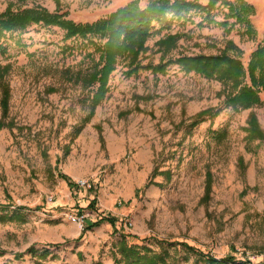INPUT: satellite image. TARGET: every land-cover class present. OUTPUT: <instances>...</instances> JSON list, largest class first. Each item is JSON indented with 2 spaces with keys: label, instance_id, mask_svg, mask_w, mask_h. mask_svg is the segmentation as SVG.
<instances>
[{
  "label": "rangeland",
  "instance_id": "1",
  "mask_svg": "<svg viewBox=\"0 0 264 264\" xmlns=\"http://www.w3.org/2000/svg\"><path fill=\"white\" fill-rule=\"evenodd\" d=\"M134 1L146 8L155 0H61L60 14L91 24ZM244 1L256 9L252 33L240 25L230 33L201 27L204 16L193 13L185 27L175 24L172 33L187 36L169 57L217 55L232 40L247 67L263 39L264 0ZM10 4L51 13L58 8L56 0H0V15ZM227 13L219 4L213 14L223 22ZM64 36L57 27L35 25L22 36L23 49L0 54V66H13L8 126L0 130V218L23 220L0 219V264H116L121 235L130 245L167 251L169 264H205L209 257L264 264V144L248 143L245 132L252 112L264 131V103L235 112L224 107L217 81L178 66L166 75L141 71L128 78L120 62L107 97L84 125L94 90L70 83L63 73H87L92 50L72 48L77 41ZM159 40H149L143 65L159 64ZM211 108L222 112L192 126ZM209 172L213 187L205 202ZM80 180L92 188L80 187ZM110 217L115 227L108 222L111 228L85 231ZM32 246L50 247L52 254L41 260L28 253Z\"/></svg>",
  "mask_w": 264,
  "mask_h": 264
},
{
  "label": "trees",
  "instance_id": "2",
  "mask_svg": "<svg viewBox=\"0 0 264 264\" xmlns=\"http://www.w3.org/2000/svg\"><path fill=\"white\" fill-rule=\"evenodd\" d=\"M60 1L56 0L58 8L55 13L40 6L15 9L14 5L10 4L0 15V54L8 55L11 48L23 49L22 36L35 25L46 28L57 27L64 31L66 42L77 41V45H73L72 48L77 46L79 49L92 50L86 55L93 56V64L87 73L74 72L72 69H66L63 73L70 83L82 85L85 90H94L90 114L85 119L84 125L92 120L97 108L107 97L110 91L111 77L117 71L120 62L125 63L127 71L124 75L128 78L141 71L151 72L155 77L166 75L172 66H178L186 74L194 73L209 81H217L223 87L220 97L224 96V107L235 112L251 110L263 105L261 95L264 93V35L261 44L251 54L247 67L242 61L244 51L232 40L227 41L225 49L217 55L190 56L181 54L177 58L169 57L172 52L178 49L179 42L187 36L181 32L173 34L175 24L178 23L185 27L187 23L192 22L193 13L204 16L199 24L201 27L217 25L230 33V29L235 25H240L247 27L245 33H252L251 17L254 16L256 9L246 1L209 0L207 5H203L198 0H155L149 3L146 8L140 7L139 3L134 1L118 9L107 18L91 24H77L68 19L67 13L60 14ZM219 4L228 8L223 22H218L213 14ZM231 20L235 22L231 23ZM154 35L160 36V40L155 43V48H157V53L162 54L161 60L157 65H143L144 56L150 51L149 40ZM96 55H99L98 61L95 60ZM12 68L11 64L0 66L3 113L0 130L4 126H8L5 119L9 115L12 98V90L8 81ZM221 112V108L202 111L196 115L192 126L205 122L207 117L213 119ZM84 125L78 129V134L82 132ZM245 132L248 143L259 141V148L264 144V131L253 112L249 115ZM216 137L220 136L216 135ZM61 177L67 178L63 175ZM212 187L213 180L209 172L203 201H210ZM93 206L92 202L90 207ZM0 219L3 223L23 222L13 216H3ZM102 222H109L113 227L117 223L116 219L110 217L87 227L85 231L99 226ZM121 238L117 244L116 264H169L170 256L167 251L156 253L147 247L130 245L125 235H121ZM186 247L190 251L193 250L187 245ZM49 248L38 250L32 246L28 249V253L45 260L52 254ZM19 257H23V255H19ZM234 262L235 260L231 257L220 261L209 257L205 264H234ZM238 264L252 263L246 261Z\"/></svg>",
  "mask_w": 264,
  "mask_h": 264
},
{
  "label": "built area",
  "instance_id": "3",
  "mask_svg": "<svg viewBox=\"0 0 264 264\" xmlns=\"http://www.w3.org/2000/svg\"><path fill=\"white\" fill-rule=\"evenodd\" d=\"M78 185L80 187H82V188H87V189L92 188L91 183L89 181H87V180H80V181H78Z\"/></svg>",
  "mask_w": 264,
  "mask_h": 264
},
{
  "label": "crops",
  "instance_id": "4",
  "mask_svg": "<svg viewBox=\"0 0 264 264\" xmlns=\"http://www.w3.org/2000/svg\"><path fill=\"white\" fill-rule=\"evenodd\" d=\"M101 227L102 226H105V227H107V228H111V225L108 223V222H102L101 224ZM89 226V225H88ZM93 230V229H92ZM46 248H49V247H46ZM114 251V250H113Z\"/></svg>",
  "mask_w": 264,
  "mask_h": 264
}]
</instances>
